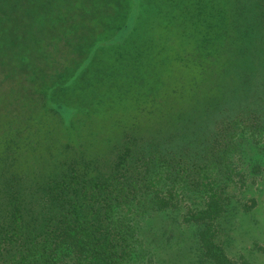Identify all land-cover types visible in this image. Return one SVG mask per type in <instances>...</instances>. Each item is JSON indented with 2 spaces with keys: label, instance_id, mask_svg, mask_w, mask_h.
I'll return each mask as SVG.
<instances>
[{
  "label": "trees",
  "instance_id": "1",
  "mask_svg": "<svg viewBox=\"0 0 264 264\" xmlns=\"http://www.w3.org/2000/svg\"><path fill=\"white\" fill-rule=\"evenodd\" d=\"M123 3L0 120V264H159L149 207L195 228L197 264H235L216 238L264 175V0Z\"/></svg>",
  "mask_w": 264,
  "mask_h": 264
},
{
  "label": "rangeland",
  "instance_id": "2",
  "mask_svg": "<svg viewBox=\"0 0 264 264\" xmlns=\"http://www.w3.org/2000/svg\"><path fill=\"white\" fill-rule=\"evenodd\" d=\"M123 2L28 0L22 6L23 13L35 16L29 20L19 15L22 12L18 9L6 11L0 18V120L11 118L13 111L23 112L27 96L42 94L44 76L58 81L60 63L76 58L69 46L79 43L76 50L83 53L92 45L96 31L113 28ZM82 11L88 14L83 17ZM93 17L94 29L89 27ZM50 71L55 73L51 75ZM254 177L251 192L238 194L228 206L216 238L235 264H264V175ZM250 197L255 198L254 204ZM145 213L140 223L141 235L159 264L198 263L194 227L179 225V219L173 220L168 211L153 213L149 207Z\"/></svg>",
  "mask_w": 264,
  "mask_h": 264
}]
</instances>
